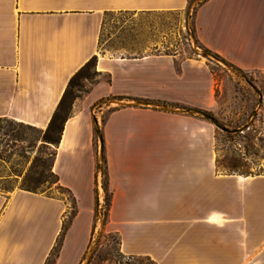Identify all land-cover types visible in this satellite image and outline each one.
I'll return each mask as SVG.
<instances>
[{
    "label": "crops",
    "instance_id": "0c3cea01",
    "mask_svg": "<svg viewBox=\"0 0 264 264\" xmlns=\"http://www.w3.org/2000/svg\"><path fill=\"white\" fill-rule=\"evenodd\" d=\"M189 0H0V118L45 129L69 79L96 57L99 79L72 103L52 170L64 193L0 191V264H87L99 199L125 255L154 264H264V175L216 171L218 103L201 59L99 53L109 13ZM198 42L230 66L264 71V0H201ZM105 76V78H101ZM86 262V263H85Z\"/></svg>",
    "mask_w": 264,
    "mask_h": 264
},
{
    "label": "rangeland",
    "instance_id": "374dc122",
    "mask_svg": "<svg viewBox=\"0 0 264 264\" xmlns=\"http://www.w3.org/2000/svg\"><path fill=\"white\" fill-rule=\"evenodd\" d=\"M199 1L195 0L179 11L107 14L101 27L99 53L136 56L165 52L177 55L178 60H203L214 77L218 107L213 112L197 114L215 126L216 171L241 176L264 175V71L238 72L226 61L203 52L193 27L194 9ZM93 71L92 66H88L81 77L74 79L62 114H71L74 100L92 86L96 79ZM242 129L244 135L251 137L250 141L241 137L243 134H226ZM43 132L44 129L9 118L0 121V191L30 185L39 192L55 189L69 198L58 188L50 172L55 146L43 141ZM67 200L72 205L71 199ZM108 201L98 200L97 231L87 264H122L124 261L149 264L145 259H121L118 256L116 235L103 227Z\"/></svg>",
    "mask_w": 264,
    "mask_h": 264
},
{
    "label": "trees",
    "instance_id": "16d2710c",
    "mask_svg": "<svg viewBox=\"0 0 264 264\" xmlns=\"http://www.w3.org/2000/svg\"><path fill=\"white\" fill-rule=\"evenodd\" d=\"M193 1L195 0H189V3H192ZM203 52L204 53H208V54H212L214 55L215 57L217 58H220L218 55H216L215 53H212L211 51H209L208 49L204 48L203 47ZM221 59V58H220ZM222 61H224L223 59H221ZM95 62H96V57H92L91 59H89L81 68H79L73 75L72 77L69 79L68 81V84H67V87L66 89L64 90L63 92V95L52 115V117L50 118V121L48 123V125L46 126V128L44 129V132H43V141L44 142H47V143H51L53 144L55 147L57 146L58 142H59V139H60V135H61V132H62V128H63V124L65 122V120L68 118V116L70 114H62V112L65 110L64 106L66 104V99L68 97V95L70 94V88L72 87L73 85V82H74V79L78 78V77H81L82 75V72L85 70V68H87L88 66H92L93 68V75L94 77L96 78L95 81L93 83H95L98 79H99V72L96 71L95 69ZM225 62V61H224ZM234 68V67H233ZM238 72L240 71V69H236ZM78 85V84H77ZM88 91V90H87ZM86 91V92H87ZM76 98V97H75ZM195 111H198L199 113H206L207 111H201V110H198V109H194ZM6 118H0V121L1 120H4ZM12 120V119H11ZM15 121V120H14ZM18 122V121H16ZM21 123V122H19ZM24 124V123H22ZM27 125V124H25ZM29 127H33V128H37V127H34V126H31V125H27ZM227 130H229L230 128H226ZM238 129V128H236ZM227 135H231V136H237V135H240V134H243L241 135V137L245 138L246 141H250L251 140V137H249L248 135H244V129H242L241 131L237 130L235 133L231 134L229 132H226ZM53 162V160H52ZM50 172L51 174L53 175V177L55 178V183H57L58 181V178H57V175L53 172L52 170V164H51V169H50ZM243 174V173H242ZM58 185V184H57ZM58 188L59 189H63L61 186L58 185ZM22 189H25V190H28V191H32V192H39L37 190H35L36 188L35 187H31L30 185H26L25 187H22ZM64 190V189H63ZM74 211L73 209L70 211V214L68 216V219L67 221H65L63 223V228H62V231L61 233L59 234V237L57 239V242L55 244V246L53 247L49 257L47 258L45 264H54V261H55V257L57 255V252H58V249H59V246L61 244V241H62V238H63V235H64V232L68 226V223L70 221V218L71 216L73 215ZM106 212L104 213V219L106 220ZM117 237V252H118V256L121 258V259H124V258H131V259H145L146 261L149 262V264H154L153 261H151L150 259L148 258H145V257H141V256H136V255H125L123 254L120 250H119V239H118V236L116 233H114ZM122 264H130L128 261H124L122 262Z\"/></svg>",
    "mask_w": 264,
    "mask_h": 264
}]
</instances>
